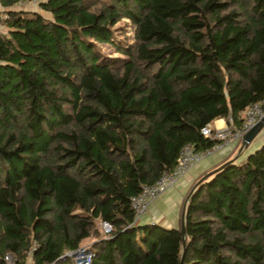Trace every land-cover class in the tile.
Returning a JSON list of instances; mask_svg holds the SVG:
<instances>
[{
    "label": "trees",
    "instance_id": "obj_1",
    "mask_svg": "<svg viewBox=\"0 0 264 264\" xmlns=\"http://www.w3.org/2000/svg\"><path fill=\"white\" fill-rule=\"evenodd\" d=\"M24 1L0 0V264H68L91 235V264H264V145L195 187L185 236L130 203L264 104V0Z\"/></svg>",
    "mask_w": 264,
    "mask_h": 264
},
{
    "label": "built area",
    "instance_id": "obj_2",
    "mask_svg": "<svg viewBox=\"0 0 264 264\" xmlns=\"http://www.w3.org/2000/svg\"><path fill=\"white\" fill-rule=\"evenodd\" d=\"M43 1L45 0H27L20 4L31 3L39 6ZM263 115L264 104L253 103L245 111V120L239 128L230 125L223 128H213L211 124L202 126L200 129L201 134L213 139L214 143L203 150H196L192 144L184 145L173 169L162 171L160 176L152 184L143 186L138 193L131 197L130 203L134 212V221L138 222L146 213L149 202L175 183L193 163L211 155L215 151L229 146L234 141H241L245 132ZM260 132L264 133V124ZM99 225L102 235L106 236L111 231V225L109 223L101 222ZM35 245L33 243V246ZM66 255L69 257L68 264H91L93 258V253L89 250V246H80L73 251H68ZM5 258L7 260L11 259L12 261L11 255H7Z\"/></svg>",
    "mask_w": 264,
    "mask_h": 264
},
{
    "label": "crops",
    "instance_id": "obj_3",
    "mask_svg": "<svg viewBox=\"0 0 264 264\" xmlns=\"http://www.w3.org/2000/svg\"><path fill=\"white\" fill-rule=\"evenodd\" d=\"M16 7L41 12L39 6L31 3L19 4ZM0 10H2L1 5ZM211 125L213 128H223L230 124L226 119L219 118L215 119ZM258 135V138L256 136L247 147L241 148V141H234L229 146L193 163L175 183L149 202L146 213L137 223H156L165 228H180L183 207L195 183L208 172L237 158L243 152L247 153L264 145V133L259 132Z\"/></svg>",
    "mask_w": 264,
    "mask_h": 264
},
{
    "label": "rangeland",
    "instance_id": "obj_4",
    "mask_svg": "<svg viewBox=\"0 0 264 264\" xmlns=\"http://www.w3.org/2000/svg\"><path fill=\"white\" fill-rule=\"evenodd\" d=\"M115 27H117L116 37L114 38V42H117L120 45H124V47H128L134 43V26L127 20L122 19L120 20ZM99 50L108 55L113 57H125V55L119 53L116 50V47L109 43H98L97 44ZM259 136V135H258ZM258 136L256 138H258ZM98 230H100L99 223L97 224ZM101 232V231H100ZM94 239L93 235L83 241L81 246L88 247L92 240ZM7 264H14V260L9 259L7 260Z\"/></svg>",
    "mask_w": 264,
    "mask_h": 264
},
{
    "label": "water",
    "instance_id": "obj_5",
    "mask_svg": "<svg viewBox=\"0 0 264 264\" xmlns=\"http://www.w3.org/2000/svg\"><path fill=\"white\" fill-rule=\"evenodd\" d=\"M264 124V115L256 122L252 125V127H250V129H248L245 134L243 135L242 139H241V148L247 147L248 144L259 134V132L261 131V128ZM230 162V161H228ZM226 162V163H228ZM226 163L222 164L220 167H217L215 169H213L212 171L208 172L206 175H204L201 179H199L194 187L192 188V190L188 193L184 207H183V214H182V219H181V224H180V231L183 234V236H185V226H184V219H185V210H186V204H187V200L189 198V196L191 195V193L193 192V190L195 189V187L206 177L210 176L211 174H213L214 172H216L218 169H220L222 166H224ZM183 252H184V247H183ZM182 258H181V262H182Z\"/></svg>",
    "mask_w": 264,
    "mask_h": 264
}]
</instances>
